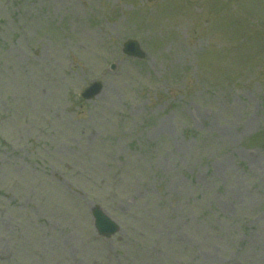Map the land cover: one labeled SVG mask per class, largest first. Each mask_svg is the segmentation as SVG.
<instances>
[{
    "label": "rangeland",
    "instance_id": "rangeland-1",
    "mask_svg": "<svg viewBox=\"0 0 264 264\" xmlns=\"http://www.w3.org/2000/svg\"><path fill=\"white\" fill-rule=\"evenodd\" d=\"M0 264H264V0H0Z\"/></svg>",
    "mask_w": 264,
    "mask_h": 264
},
{
    "label": "water",
    "instance_id": "water-1",
    "mask_svg": "<svg viewBox=\"0 0 264 264\" xmlns=\"http://www.w3.org/2000/svg\"><path fill=\"white\" fill-rule=\"evenodd\" d=\"M124 51L130 56H136L143 58L145 53L140 48L139 44L134 40H129L124 45ZM102 84L99 82L93 83L85 92L84 96L86 98L94 97L98 92H100ZM93 215L96 218V226L99 231L103 234L111 235L117 231V225H115L108 216L103 212L100 207H95L93 209Z\"/></svg>",
    "mask_w": 264,
    "mask_h": 264
}]
</instances>
